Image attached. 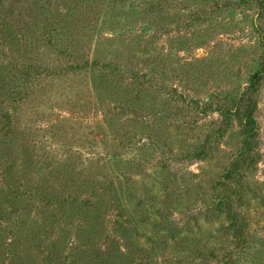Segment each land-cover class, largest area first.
I'll use <instances>...</instances> for the list:
<instances>
[{
	"label": "rangeland",
	"instance_id": "1",
	"mask_svg": "<svg viewBox=\"0 0 264 264\" xmlns=\"http://www.w3.org/2000/svg\"><path fill=\"white\" fill-rule=\"evenodd\" d=\"M10 1L17 16H0L8 34L0 39V84L10 88L0 94V160L12 157L1 162L3 209L21 212L27 229L49 230L61 264H72L70 249L82 245L81 264L100 263L93 249L119 260L117 246L147 248L166 218L182 251L169 240L165 256L179 252L185 262L197 248H230L214 185L240 149L243 123L223 122L218 108L232 105L260 65L256 3ZM257 100L258 162L242 173L239 207L257 243L239 264H264V80ZM219 129L208 159H180Z\"/></svg>",
	"mask_w": 264,
	"mask_h": 264
},
{
	"label": "trees",
	"instance_id": "2",
	"mask_svg": "<svg viewBox=\"0 0 264 264\" xmlns=\"http://www.w3.org/2000/svg\"><path fill=\"white\" fill-rule=\"evenodd\" d=\"M56 1L57 0H36L35 4L32 3L30 6L45 7L55 4ZM141 1L144 6L149 4L151 9H158L161 5V0ZM250 1L255 2L257 5V18L264 19V0H241V2L245 4H249ZM10 14L12 15L9 16L10 18L13 17V14L17 16V8L10 0H0L1 18L5 17L6 19V16ZM20 28H23V26L21 25ZM19 33H22V36L25 37V31ZM7 37L8 34L5 25L0 28V39L4 40ZM261 37V62L258 69L250 75L247 88L238 96L232 98V105H223L221 108H218V111L223 117V122L231 121L232 118L237 116L243 123L240 149L227 167L221 180L217 181L214 185V189L219 193L218 202L214 206L215 214H221L222 210L226 209L228 232L232 239L231 247L224 249L221 254H215L213 250H211V252L206 250L203 252L200 248H197L194 257L187 258L184 262L178 257L179 252L182 251V248L179 250L178 229L170 222V219L166 218L167 222H165V226L163 227L165 228L164 233L162 235H157L154 240L152 239L153 241L150 242L149 247L147 246V248H145L140 245L131 244L130 242L127 243L123 249L117 246L116 249H118L119 252V260L117 257H112L113 250L106 251L100 248L101 252H98L97 249L96 251L93 249L90 250V253L94 254L93 257L95 260L93 262L100 261L99 264H203L208 261H217L219 264H239L241 261L240 258L245 253L249 254V252L254 249L253 244L257 242L254 239V235L249 236L251 221L239 207L242 203V173L251 170L253 164L258 162L255 149L256 146L258 147V127L256 125L257 120L255 118V113L258 107V93L261 83L264 80V34H262ZM25 40L27 41V38H25ZM3 44H5V42ZM1 51L4 50L2 49ZM20 64L16 63L15 67L19 68ZM28 71L29 70L21 71V74ZM7 83L8 81L0 84V94H2V96L10 90ZM195 105L198 107V103ZM2 117L7 119L8 114L4 113ZM222 135L223 130L219 129L216 133L206 138L201 144L192 147L191 150L185 153L182 152L180 159L188 161L208 159L212 155L215 139H218ZM1 156L2 161L0 160V168L4 166L1 162L9 161L10 163L12 160L9 153H1ZM89 201L90 199L85 200L87 210H90ZM87 210H85L86 214ZM143 215L144 214H142V216ZM24 218L26 217H24L21 212H14V210L5 211L2 204H0V264H43V262L44 264H61L59 260L60 256L61 258H63V256L61 253L60 256L56 253V246L58 244L52 239L51 232L41 225L34 230L27 229L23 224L21 226L20 224ZM169 240L174 242L175 249L179 252L165 256L164 252ZM82 247L85 249L84 251H81V248L77 249L72 247L70 249L71 253L69 257L75 259L72 264H81L77 257H79L80 260L82 259V252L84 253L87 251V245H82ZM154 250H157V254L155 255L152 253L154 255L153 257L150 253ZM158 254L166 258L164 260L157 259L156 257H159ZM69 257L66 256V258ZM196 257L200 259V262H196L194 259Z\"/></svg>",
	"mask_w": 264,
	"mask_h": 264
}]
</instances>
